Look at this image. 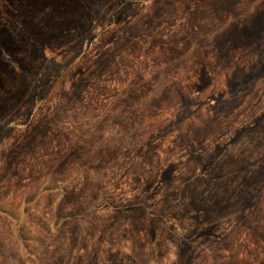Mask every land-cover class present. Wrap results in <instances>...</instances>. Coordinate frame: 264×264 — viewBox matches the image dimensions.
<instances>
[{
	"label": "rangeland",
	"instance_id": "1",
	"mask_svg": "<svg viewBox=\"0 0 264 264\" xmlns=\"http://www.w3.org/2000/svg\"><path fill=\"white\" fill-rule=\"evenodd\" d=\"M262 9L0 0V264H264Z\"/></svg>",
	"mask_w": 264,
	"mask_h": 264
},
{
	"label": "trees",
	"instance_id": "2",
	"mask_svg": "<svg viewBox=\"0 0 264 264\" xmlns=\"http://www.w3.org/2000/svg\"><path fill=\"white\" fill-rule=\"evenodd\" d=\"M262 20H264V9L259 10L254 16H252L250 22L243 25V29L247 30L248 34L257 33L258 30L256 29H258Z\"/></svg>",
	"mask_w": 264,
	"mask_h": 264
}]
</instances>
